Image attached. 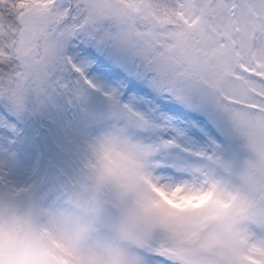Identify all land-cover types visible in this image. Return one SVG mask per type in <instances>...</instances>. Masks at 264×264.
<instances>
[{
  "label": "snow or ice",
  "instance_id": "1",
  "mask_svg": "<svg viewBox=\"0 0 264 264\" xmlns=\"http://www.w3.org/2000/svg\"><path fill=\"white\" fill-rule=\"evenodd\" d=\"M0 264H264V0H0Z\"/></svg>",
  "mask_w": 264,
  "mask_h": 264
}]
</instances>
